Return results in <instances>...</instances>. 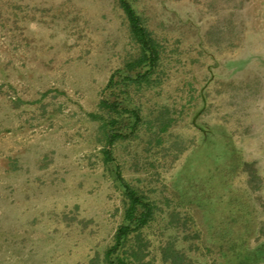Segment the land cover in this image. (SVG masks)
<instances>
[{
	"label": "rangeland",
	"instance_id": "obj_1",
	"mask_svg": "<svg viewBox=\"0 0 264 264\" xmlns=\"http://www.w3.org/2000/svg\"><path fill=\"white\" fill-rule=\"evenodd\" d=\"M128 1L139 86L118 0H0V264H107L124 184L155 211L135 264H264V0Z\"/></svg>",
	"mask_w": 264,
	"mask_h": 264
},
{
	"label": "trees",
	"instance_id": "obj_2",
	"mask_svg": "<svg viewBox=\"0 0 264 264\" xmlns=\"http://www.w3.org/2000/svg\"><path fill=\"white\" fill-rule=\"evenodd\" d=\"M118 3L127 16L130 33L138 43L139 48L135 60L127 68L128 71L123 77V84L124 86H128V84L130 86L132 83H136L138 86L143 85L149 80L150 70L159 58L158 43L150 30L143 24L131 3L128 0H118ZM131 68L133 72H129ZM116 97L111 101L105 98L101 99V104L107 108L110 114L109 118H111L108 124L111 129L107 135L109 143L123 137V135L125 136L128 123L124 119L126 117H124L123 110H128L136 119L139 117L136 106L127 109L128 103L124 101V98L118 99ZM104 153L105 157L108 158L110 151L104 149ZM124 186L127 202L123 212V221L114 232L113 244L105 251L104 260L107 264H135L134 261L141 259L143 252L141 230L153 218L155 212L153 203L146 195L127 184ZM163 253L165 254L164 251ZM163 256L165 260L166 257ZM170 260L171 264H175L177 255L172 254Z\"/></svg>",
	"mask_w": 264,
	"mask_h": 264
}]
</instances>
